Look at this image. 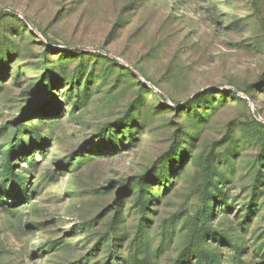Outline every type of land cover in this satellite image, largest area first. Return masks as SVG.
I'll return each instance as SVG.
<instances>
[{
    "label": "rangeland",
    "instance_id": "374dc122",
    "mask_svg": "<svg viewBox=\"0 0 264 264\" xmlns=\"http://www.w3.org/2000/svg\"><path fill=\"white\" fill-rule=\"evenodd\" d=\"M0 264H264V0H0Z\"/></svg>",
    "mask_w": 264,
    "mask_h": 264
},
{
    "label": "trees",
    "instance_id": "16d2710c",
    "mask_svg": "<svg viewBox=\"0 0 264 264\" xmlns=\"http://www.w3.org/2000/svg\"><path fill=\"white\" fill-rule=\"evenodd\" d=\"M209 171V166L207 167L206 173Z\"/></svg>",
    "mask_w": 264,
    "mask_h": 264
}]
</instances>
